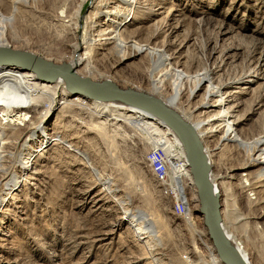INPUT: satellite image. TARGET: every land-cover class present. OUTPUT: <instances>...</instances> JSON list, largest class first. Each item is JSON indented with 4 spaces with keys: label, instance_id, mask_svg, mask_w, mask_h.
Here are the masks:
<instances>
[{
    "label": "rangeland",
    "instance_id": "1",
    "mask_svg": "<svg viewBox=\"0 0 264 264\" xmlns=\"http://www.w3.org/2000/svg\"><path fill=\"white\" fill-rule=\"evenodd\" d=\"M0 46L56 63L86 50L79 75L169 102L211 156L223 221L264 264V0H0ZM7 69L0 113L26 116L0 118L2 165L17 178L0 172V264L206 262L213 244L189 161L172 176L184 214L148 155L173 150L170 139L110 121L90 109L94 100L73 102L62 83ZM141 215L160 242L154 250L133 226Z\"/></svg>",
    "mask_w": 264,
    "mask_h": 264
},
{
    "label": "water",
    "instance_id": "2",
    "mask_svg": "<svg viewBox=\"0 0 264 264\" xmlns=\"http://www.w3.org/2000/svg\"><path fill=\"white\" fill-rule=\"evenodd\" d=\"M0 64L12 66L35 73L39 79L54 82L59 77L66 81L73 94L89 99L112 100L130 99L138 102L155 114L166 119L182 134L193 180L199 197V210L204 217L211 242L224 264H249L223 235L221 202L213 198V188L209 179L210 165L204 146L193 124L184 119L176 110L170 108L159 97L132 87L123 88L113 81H95L80 77L69 63H55L27 50L0 46Z\"/></svg>",
    "mask_w": 264,
    "mask_h": 264
},
{
    "label": "bare ground",
    "instance_id": "3",
    "mask_svg": "<svg viewBox=\"0 0 264 264\" xmlns=\"http://www.w3.org/2000/svg\"><path fill=\"white\" fill-rule=\"evenodd\" d=\"M131 2H133V1H131ZM81 40H82L83 44L84 43H88V37L85 38V36H83V38ZM7 47H9V46H7ZM75 52H76V54L78 53L77 51H75ZM88 54H89V51L85 50V52H83L80 56H78L77 60L75 58L74 62L69 63L72 66V68L74 69V71L76 72V74L79 75V73L76 71L77 66L82 65L85 61H87ZM66 63H68V62H66ZM58 64H61V63H58ZM7 68H13V69H18V70H20L22 72L33 73L31 71L22 70L20 68H16V67H12V66H5V65L0 64V76H2L4 74H8V72L11 71V69L9 70ZM33 74L39 79V77L35 73H33ZM27 75L34 78V75H32V74H27ZM79 76L82 77L83 79L89 80L88 78H85V77H83L81 75H79ZM39 80L44 82V83H46L44 85L51 86V87H53V85H50L52 83H55V82L62 83L65 86L66 90L70 94H73L72 92H70L68 90L67 85H66V81L62 77H59L54 82H46V81H43L41 79H39ZM90 80H92V79H90ZM108 81H111V80H108ZM216 93H217V90L211 92L210 95L211 96L212 95H216ZM83 98H86V99L89 100V98L78 94V95H74L73 102L83 103V102H85V100ZM90 100H94V102L92 103L93 105H92V107H90V109L96 111L101 116L108 117V119L110 121H113L114 123L115 122L116 123L120 122V123H122L124 125L140 127V128H143V129H145L147 131H151L152 133H154L155 131H160L163 136H165L168 139H170L171 142L173 143V148L172 149L174 151H176L177 155L174 153L173 150H170V154H171L172 157H174V160L177 161L178 167H180V168H182V167L189 168L188 165H187V163H188V155H187V152H186L185 143L183 141L182 134L178 131L177 128H175L166 119H164V118L160 117L159 115L155 114L153 111L149 110L148 108L144 107L143 105L139 104L138 102L130 100V99L117 98V99H112V100H95V99H90ZM53 101H52V108L50 109V112H52V110H53V106H54L53 105V103H54ZM219 101L221 102L222 100H219ZM164 102L170 108L175 110V108H173L169 102H167L166 100ZM180 114L183 116L182 113H180ZM23 116H26V114L25 113L10 114L9 111L0 113V118H2L4 123H9V122H12V121H16L17 118H21ZM184 119L188 121V118L184 117ZM196 131H197V129H196ZM197 133H198V131H197ZM0 135H1V130H0ZM47 135L48 134H46V136ZM199 136H200V134H199ZM58 139L59 138H53L51 140V138H50V141L51 142L52 141H57ZM200 139H201V137H200ZM50 141H49V139L46 140L45 144L47 145V143H49ZM201 141H202V139H201ZM60 142L65 143L64 140H62V141L60 140ZM202 143H203V141H202ZM41 144L44 145V142H41ZM42 145H40V146H42ZM203 146H204V143H203ZM204 149H205V146H204ZM205 153H207L206 150H205ZM208 155L209 154H207V156ZM24 156H26V154ZM2 157L3 156L0 154V172H2L4 174L3 175L4 177H9V181L11 180L13 184H16L17 183L16 176L12 175L11 170L8 167H3V165H2L3 158ZM30 157L31 156L29 155L27 157H24V159H22L20 161V165L22 167V171L25 174L27 173V171L30 169V167L32 165L31 162H30V159H31ZM208 161H209V165H210L209 179H210V182H211L212 188H213V198H214V200L218 199L221 202V198L220 197L223 196V189H222V187L220 186L219 183L215 184L211 180V161L212 160H211V156L210 155L208 156ZM88 163L90 165V162H88ZM90 167L95 170V168H93L92 166H90ZM99 179H100V183L104 186V188L107 191L112 192V193L115 192L112 189V182L110 181V179H102L101 177ZM6 184H8V183H6ZM122 202H125V201H122ZM124 213L127 214V215L130 214V211H129V209L127 207H125ZM221 214H222V208H221ZM135 217L136 216H133V219ZM222 218H223V216H222ZM145 219H146L145 215L144 216L141 215L139 217V219L136 217V219L134 221L137 222V223L134 224L133 226L136 227V230H137L138 233L147 234L146 237L148 239H146L145 244H146V246H147V248L149 250H154V249H156V245H159L160 242H158V239L156 237V233L154 232V230L150 226H148V225L143 226V223H144ZM220 228H221V231H222L223 235L228 240V242L231 245L235 246V248L239 251V253L242 255V257L249 264H253L252 257L250 255V253L247 252L244 248L243 249L241 248V246L239 244L240 242H238L237 238L234 236L233 232L226 225L225 221H222V223L220 225ZM199 235H202V233H199ZM146 237H144L143 239H145ZM232 243H236V244L234 245ZM207 250H208V253L205 256V258L207 260L203 264H223V261H221L222 259L220 258V256L219 257L217 256L218 253H217V251L215 250V248L213 246H207Z\"/></svg>",
    "mask_w": 264,
    "mask_h": 264
},
{
    "label": "built area",
    "instance_id": "4",
    "mask_svg": "<svg viewBox=\"0 0 264 264\" xmlns=\"http://www.w3.org/2000/svg\"><path fill=\"white\" fill-rule=\"evenodd\" d=\"M148 155L153 160L154 169H156L159 175H161L163 183H172L175 196L179 198L178 202L182 206L183 213L186 214L189 210V206H186L184 204V201L182 200V194H178L177 189L174 186L172 177L173 175L175 176L176 173L182 172V169L178 167L177 161L174 160V157L171 156L170 150L167 147L162 146L153 149Z\"/></svg>",
    "mask_w": 264,
    "mask_h": 264
}]
</instances>
